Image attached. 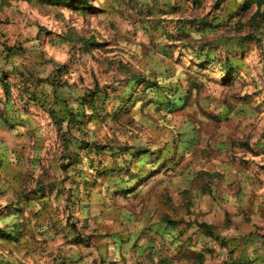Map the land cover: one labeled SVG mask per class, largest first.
<instances>
[{
    "label": "rangeland",
    "instance_id": "obj_1",
    "mask_svg": "<svg viewBox=\"0 0 264 264\" xmlns=\"http://www.w3.org/2000/svg\"><path fill=\"white\" fill-rule=\"evenodd\" d=\"M0 264H264V0H0Z\"/></svg>",
    "mask_w": 264,
    "mask_h": 264
},
{
    "label": "trees",
    "instance_id": "obj_2",
    "mask_svg": "<svg viewBox=\"0 0 264 264\" xmlns=\"http://www.w3.org/2000/svg\"><path fill=\"white\" fill-rule=\"evenodd\" d=\"M59 2V0H58ZM0 234H3V236L7 237V238H10V239H13V237L9 234H5V233H2V231L0 230Z\"/></svg>",
    "mask_w": 264,
    "mask_h": 264
}]
</instances>
